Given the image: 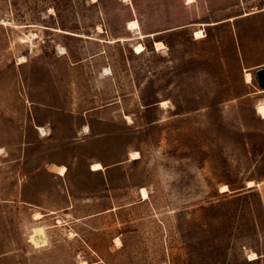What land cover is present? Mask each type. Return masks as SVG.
<instances>
[{"label":"rangeland","instance_id":"1","mask_svg":"<svg viewBox=\"0 0 264 264\" xmlns=\"http://www.w3.org/2000/svg\"><path fill=\"white\" fill-rule=\"evenodd\" d=\"M263 66L264 0H0V264H264Z\"/></svg>","mask_w":264,"mask_h":264},{"label":"bare ground","instance_id":"2","mask_svg":"<svg viewBox=\"0 0 264 264\" xmlns=\"http://www.w3.org/2000/svg\"><path fill=\"white\" fill-rule=\"evenodd\" d=\"M194 1L195 0H188V2H194ZM202 25H206V23H202ZM127 26H128V29L129 30H134V29L140 30L141 29V26L139 25V22L136 19H131L128 22ZM99 27L102 30V27L101 26H99ZM202 36H204L203 30L196 31L195 37L197 39L202 38ZM154 43H155L157 49H162V48H165L166 47V43H164L163 40H155ZM145 48H146L145 45L144 44H141V43H139V44H137L135 46V50L138 53L143 52L145 50ZM245 75L247 76L248 81H252L253 80V76H252V73L251 72H246ZM161 104H162L163 107H165L168 103H167V101H163ZM257 112H258V114L260 116H262V118H264V102H260L257 105ZM39 130H40L41 134H44V130L45 129H44L43 126H39ZM140 156H141L140 155V151H138V150L137 151H134L133 153H131V159L138 158ZM97 165H99V167H97ZM91 168L93 170H98V169L103 168V164L100 161H98V162L93 163L92 166H91ZM59 170H60V173L61 174H65L66 171H67L65 165H63L61 168H59ZM259 184L255 183L253 180H250L248 182V185L249 186H259ZM227 189H229V186L228 185H224L222 190L224 191V190H227ZM143 195H144L145 198H147L149 196L146 189H143ZM258 258H259V254H257L256 252H251L250 253V259L251 260L258 259ZM83 264H87V263L86 262H83Z\"/></svg>","mask_w":264,"mask_h":264},{"label":"water","instance_id":"3","mask_svg":"<svg viewBox=\"0 0 264 264\" xmlns=\"http://www.w3.org/2000/svg\"><path fill=\"white\" fill-rule=\"evenodd\" d=\"M256 76H258L260 89H264V66L257 69Z\"/></svg>","mask_w":264,"mask_h":264},{"label":"crops","instance_id":"4","mask_svg":"<svg viewBox=\"0 0 264 264\" xmlns=\"http://www.w3.org/2000/svg\"><path fill=\"white\" fill-rule=\"evenodd\" d=\"M23 203H26V204H28L29 202H23Z\"/></svg>","mask_w":264,"mask_h":264},{"label":"snow or ice","instance_id":"5","mask_svg":"<svg viewBox=\"0 0 264 264\" xmlns=\"http://www.w3.org/2000/svg\"><path fill=\"white\" fill-rule=\"evenodd\" d=\"M97 167H99V165H97Z\"/></svg>","mask_w":264,"mask_h":264}]
</instances>
